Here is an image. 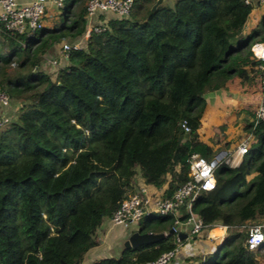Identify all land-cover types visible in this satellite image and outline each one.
Listing matches in <instances>:
<instances>
[{"label": "trees", "instance_id": "1", "mask_svg": "<svg viewBox=\"0 0 264 264\" xmlns=\"http://www.w3.org/2000/svg\"><path fill=\"white\" fill-rule=\"evenodd\" d=\"M154 1L133 0L125 17L68 50L52 77L43 54L83 33L85 0H64L60 24L32 35L0 29L8 48L0 91L16 104L0 126V264H139L174 246L168 233L84 262L137 174L170 196L186 179L190 153L213 156L196 131L203 94L256 75L248 46L257 30L239 35L251 8L243 0L162 1L150 10ZM213 176V188L192 203L203 223L264 220V122L239 163L220 162ZM171 220L148 213L136 230L168 231ZM244 237L228 232L197 264H258L264 239L248 250Z\"/></svg>", "mask_w": 264, "mask_h": 264}, {"label": "built area", "instance_id": "2", "mask_svg": "<svg viewBox=\"0 0 264 264\" xmlns=\"http://www.w3.org/2000/svg\"><path fill=\"white\" fill-rule=\"evenodd\" d=\"M63 1L49 0L56 10L60 9ZM243 3L250 4L249 0H243ZM132 4L133 0H85L82 41L69 43L62 39L59 44L58 56L48 60L49 72L54 73L55 69L65 60L68 50L83 46V40L89 33H99L105 30L108 27V19L125 17ZM45 11L46 2L44 0H31L24 3L18 2V0H0V29L10 33L32 35L43 26ZM248 49L251 57L257 61L258 100L252 111L247 131L233 150L229 154L213 155L210 159H205L197 153H190L186 158V179L176 187L170 196L156 194L153 190L149 191L143 183H139L111 211L108 217L109 222L124 228L137 227L140 218L148 213L172 217L169 229H171L174 246L161 252L154 259L139 264H180L183 260L204 256L212 252L230 231L245 233L243 244L248 250H254L262 243L264 239V221L262 220L232 224H224L221 221L203 223L192 209L195 197L200 192L213 188L215 184L214 168L220 162L236 166L241 156L247 151L253 132L264 122V39L252 41ZM0 105L3 107L11 105L10 99L2 91H0ZM8 119V115L0 116V126ZM183 131L187 132L188 128L183 126ZM203 229L205 234L200 237L198 234ZM162 233L166 235L168 231ZM178 233H184L185 237L179 239ZM202 241L208 242L210 247L203 246ZM194 242L201 246L199 250L192 246Z\"/></svg>", "mask_w": 264, "mask_h": 264}, {"label": "crops", "instance_id": "3", "mask_svg": "<svg viewBox=\"0 0 264 264\" xmlns=\"http://www.w3.org/2000/svg\"><path fill=\"white\" fill-rule=\"evenodd\" d=\"M31 0H18V2H28ZM46 2V17L43 19V26H50L54 24L52 22V13L56 10L49 0ZM251 8L247 15L245 22L243 23L239 35L246 36L252 30H257L254 34L252 41L262 40L261 36L264 35V23L262 18L264 16V0H249ZM52 22V23H51ZM263 25V26H262ZM1 32V31H0ZM82 36H76L72 39H65L69 43L75 41H82ZM235 36L233 39H236ZM232 39V40H233ZM4 37L0 33V54H5L8 50ZM251 41V42H252ZM250 42V43H251ZM59 42L53 43L43 54L41 66H46L48 60L58 56ZM4 45V46H3ZM258 81L257 76H253L248 82L241 84L237 77H232L224 81L223 88H217L206 91L203 94L204 105L199 117V127L197 128V134L199 140L210 147L213 150V155L229 154L237 142L245 134V128L250 123L251 113L258 100ZM16 104L11 102L10 107H3L0 105V116L8 115L9 112L15 110ZM134 186L130 192H132L139 183H143L149 191H154L156 194H162L165 184L160 187H154L150 184H145L138 174L134 178ZM129 192V193H130ZM264 221V220H262ZM107 228L103 229L100 234H97V239L106 241L109 231L112 225L108 218L105 219ZM123 235L127 236L130 232L135 231L137 227L123 228ZM97 233L99 231L97 230ZM99 244V242H98ZM210 247V245H206ZM102 256H111L110 248H103V245H97L90 248L84 255V262H89L93 259L100 258ZM203 256H200V259ZM199 256L192 257L190 260H183L180 264H197ZM171 264V263H169Z\"/></svg>", "mask_w": 264, "mask_h": 264}, {"label": "rangeland", "instance_id": "4", "mask_svg": "<svg viewBox=\"0 0 264 264\" xmlns=\"http://www.w3.org/2000/svg\"><path fill=\"white\" fill-rule=\"evenodd\" d=\"M163 2L165 4H167V5H171L174 2V0H164ZM59 12H60V10L58 9V10H54V12L52 13V16H53L52 17V22L55 21L54 23H57V25L60 24V21L62 20V17L60 16V13ZM45 15H46V12H45ZM45 15H44V17H46ZM44 17H43V19H44ZM15 68H16V63H13L12 62L11 64L7 65L6 70L8 72H11ZM51 77H52V74H51ZM257 89L259 91V83H258ZM251 116H252V113H251ZM250 120H251V118H250ZM247 129H248V126H247V128H245V130L247 131ZM104 228L105 229L107 228V225L105 224V218L102 219V221H101V223H100V225H99V227L97 229L99 231V233H97V234H99L98 236H99L100 239H101V235H102V234H100V232ZM123 234L124 233H123V230H122L121 226H114L109 231L108 235H106V237H107V240L106 241H103V240H99L98 241V239H97V241L99 242L98 245H100V246L103 245V248H105V249L106 248L107 249L110 248L111 255L112 256H116V255H118V253H119V251H120V249L122 247L121 245H122L124 239L126 238V236L123 235ZM202 243H203V246L209 244L208 242H205V241H202ZM186 244L189 245L188 242H186ZM192 246L195 247L197 250H199L201 248V246H198L195 242L192 243ZM256 259H257V263L258 264H264V249H261V250L258 251V253L256 255Z\"/></svg>", "mask_w": 264, "mask_h": 264}, {"label": "water", "instance_id": "5", "mask_svg": "<svg viewBox=\"0 0 264 264\" xmlns=\"http://www.w3.org/2000/svg\"><path fill=\"white\" fill-rule=\"evenodd\" d=\"M164 0H155L151 6L150 10H153L158 4H160ZM171 232V229L168 230V233ZM205 234V230H201L199 232V236L203 237ZM165 235L162 232L155 233V232H138L137 230L130 232L122 243V247L129 248V247H136L140 245H148L152 243H156L160 239H162ZM185 237L184 233H178V238L183 239Z\"/></svg>", "mask_w": 264, "mask_h": 264}]
</instances>
